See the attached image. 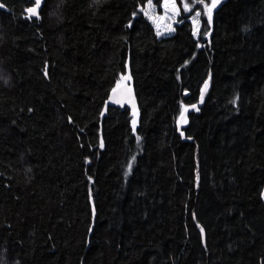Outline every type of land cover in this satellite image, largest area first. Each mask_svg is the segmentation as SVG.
Returning a JSON list of instances; mask_svg holds the SVG:
<instances>
[{
  "label": "trees",
  "instance_id": "1",
  "mask_svg": "<svg viewBox=\"0 0 264 264\" xmlns=\"http://www.w3.org/2000/svg\"><path fill=\"white\" fill-rule=\"evenodd\" d=\"M28 1L0 9V264H264V0H175L165 36L148 0ZM123 74L138 105L102 116Z\"/></svg>",
  "mask_w": 264,
  "mask_h": 264
},
{
  "label": "bare ground",
  "instance_id": "2",
  "mask_svg": "<svg viewBox=\"0 0 264 264\" xmlns=\"http://www.w3.org/2000/svg\"><path fill=\"white\" fill-rule=\"evenodd\" d=\"M13 1H14V0H13ZM29 1H31V0H29ZM29 1H28V2H29ZM2 2H3V0H2ZM4 2H5V1H4ZM11 2H12V1H9V6H10ZM20 2H21V1H20ZM44 2H45V1H44ZM6 3H7V2H6ZM16 3H17V2H16ZM29 3H30V2H29ZM29 3H28V4H29ZM30 4H31V3H30ZM26 5H27V4H26ZM17 6H19V4H18ZM17 6H16V7H17ZM14 7H15V6H14ZM41 8H42V7H41ZM16 9H19V7L16 8ZM204 9H205V8H204ZM50 10H51V9H50ZM1 11L3 12V10H1ZM19 11H20V9L18 10V12H19ZM22 11H23V10H22ZM51 11H52V10H51ZM51 11H49V15H50V12H51ZM45 12H47V9H46ZM207 12H208V11H207ZM16 13H17V12H16ZM20 13H21V11H20ZM51 13H52V12H51ZM195 13H196V12H195ZM1 14H2V13H0V15H1ZM5 14L8 15V13H5ZM9 14H10V12H9ZM11 14H12V13H11ZM17 14H18V13H17ZM45 14H46V13H45ZM52 14H53V13H52ZM52 14H51V15H52ZM2 16H4V13H3ZM5 16H6V15H5ZM5 16H4V17H5ZM9 16H10V15H9ZM11 16H12V15H11ZM40 16H41V15H40ZM47 16H48V13H47ZM211 16H212V15H211ZM48 17H49V16H48ZM52 17H54V14H53ZM2 18H3V17H2ZM2 18H1V16H0V21L2 20ZM6 18H8V17H6ZM6 18H5V19L3 18V20H6ZM9 18H11V17H9ZM26 18H27V17H26ZM12 19L14 20V18H12ZM19 19H20V17H19ZM36 19H37V18H36ZM42 19H43V18H42ZM177 19H178V18H177ZM211 19H212V18H211ZM17 20H18V19H17ZM26 20H27V19H26ZM27 21H28V20H27ZM200 21H201V20H200ZM211 21H212V20H211ZM1 22H2V21H1ZM1 22H0V23H1ZM27 23H28V22H27ZM34 23H35V21H34ZM36 23H37V22H36ZM30 24H31V22H30ZM37 24H38V23H37ZM40 24H41V23H40ZM34 25H35V24H34ZM5 26H6V25H4V28H5ZM36 29H37V28H36ZM2 32H3V31H2ZM41 33H42V32H41ZM38 34H39V33H38ZM42 34H43V33H42ZM42 34H41V35H42ZM59 34H60V33H59ZM197 34H198V33H197ZM2 35H3V34H2ZM60 35L62 36V34H60ZM0 36H1V34H0ZM48 36H49V35H48ZM67 36H68V35H67ZM2 37H3V36H2ZM46 37H47V36H46ZM59 37H60V36H59ZM63 37H64V36H63ZM63 37H62V39H63ZM50 38H51V37H49L48 39L50 40ZM52 40H55V39H52ZM56 40H57V39H56ZM56 40L53 41V43L55 42V45H56V43L60 42V39H58L59 41L57 40L58 42H56ZM66 40H67V39H66ZM196 40H197V39H196ZM51 42H52V41H51ZM62 42H63L62 46L64 45V43H67V42H64V40H63ZM62 42H61V43H62ZM61 43H60V46H58V47H61ZM58 44H59V43H58ZM58 44H57V45H58ZM90 45H92V44H90ZM64 46H65V45H64ZM55 47H56V46H55ZM61 48H62V47H61ZM63 48H64V47H63ZM92 48H93V47H92ZM92 48H91V49H92ZM56 50L58 51V49H56ZM56 50H55V51H56ZM85 50H86V49H85ZM87 51H88V50H87ZM89 51H90V50H89ZM86 53H87V52H86ZM90 53H91V52H90ZM84 54H85V53H84ZM44 55H45V54H44ZM88 55H90V54L88 53ZM91 55H93V54H91ZM53 57H54V56H53ZM62 57H63V56H62ZM85 57H86V56H85ZM91 58H92V57H89V59H91ZM43 60H44V59H43ZM90 61H91V60H90ZM86 62H87V61H86ZM86 62H85V63H86ZM41 64H42V63H41ZM43 64H44V63H43ZM43 64H42V65H43ZM46 64H47V63H46ZM89 65H90V64H89ZM85 66H86V65H85ZM42 67H43V66H42ZM44 67H45V66H44ZM89 67H90V66H89ZM89 67H88V64H87V69H88ZM91 67H92V65H91ZM91 67H90V69H92ZM93 67H94V66H93ZM74 70H75V69H74ZM42 71H43V70H42ZM93 72H94V70H93ZM94 73L96 74V72H94ZM97 73H101V72H100V71L98 72V70H97ZM43 74H44V73H43ZM91 74H92V73H91ZM101 74H103V73H101ZM47 75H48V74H47ZM98 75H99V74H98ZM95 76H96V75H95ZM100 76H101L102 79L105 78L104 75H100ZM103 76H104V78H103ZM95 78H96V77H95ZM96 79L99 80L100 77H98V78H96ZM96 79H94V80L96 81ZM97 82H98V81H97ZM102 82H103V81H101V83H102ZM98 83H100V82H98ZM85 86H86V85H85ZM197 100H198V99H197ZM102 102H103V99H102ZM102 102H101V103H102ZM162 107H163V106H162ZM162 107H161V108H162ZM114 109H116V108H114ZM121 110H122V109H121ZM159 110H161V109H159ZM168 112H169V110H168ZM87 113H88V112H87ZM157 113H158V111H157ZM157 113H156V115H155V118H156V116H158L159 118L162 119L163 117H160ZM163 113H164V112H163ZM163 113H162V111H161V116H163ZM165 113H166V112H165ZM150 114H151V113H150ZM169 114H170V113H169ZM171 114H172V113H171ZM152 115L154 116V112H153ZM167 115H168V114H167ZM86 116L88 117V114H86ZM99 116H100V115H99ZM102 116H103V115H102ZM147 116H148V115H147ZM150 116H151V115H150ZM164 116H166V114H165ZM83 117H84V114H83L82 118H83ZM172 117H173V116H172ZM89 118L91 119V116H90ZM92 118H93V117H92ZM147 118H148V117H147ZM155 118L153 117V119H150V121H153ZM165 118H166V117H165ZM94 119H95V118H94ZM100 119H101V117H100ZM82 120H84V119H82ZM82 120L80 119L79 122H81ZM148 120H149V119H148ZM169 120H170V116H169ZM177 120H178V119H177ZM86 121H87V118H86L85 122H86ZM88 121H89V120H88ZM94 121H95V120H94ZM162 121H163V120H162ZM167 121H168V117H167ZM171 121H172V120H171ZM77 122H78V121H77ZM83 122H84V121H83ZM85 122H84V123H85ZM116 122H117V121H116ZM118 122H119V121H118ZM158 122H160V120H159ZM158 122H157V123H158ZM164 122H166V121H164ZM94 123H95V122H94ZM153 123H154V121H153ZM157 123H156V124H157ZM169 123H170V121H169L167 124H169ZM110 124H111V123H110ZM118 124H119V123H117V127H118V126L120 127V125H118ZM151 124H152V123H151ZM162 124H163V122H162ZM165 124H166V123H165ZM82 125H83V123L81 124V126H82ZM114 125H115V124H114ZM154 125H155V124H154ZM158 125H159V124H158ZM109 126H110V125H109ZM90 127H91V125H90ZM93 127H94V125H93ZM91 128H92V127H91ZM94 128H95V127H94ZM122 128H123V127H121V129H122ZM99 129H100V128H99ZM112 129H113V128H111V131H112ZM114 129H115V127H114ZM116 129H117V128H116ZM88 130H89V127H88ZM92 130H93V129H92ZM92 130H91V131H92ZM76 131H77V129H76ZM99 131H100V130H99ZM116 131H117V130H116ZM119 131H120V130H119ZM121 132H122V130H121ZM155 132H156V131H155ZM90 133H91V132H90ZM100 134H101V133H100ZM112 134H113V133H112ZM89 135H90V134H89ZM116 135H117V134H116ZM160 135H161V134H160ZM111 136H113V135H111ZM157 136H158V135H157ZM162 136H163V135H162ZM58 137H59V136H58ZM114 137H115V136H114ZM120 137H121V135H120ZM120 137H119V138H120ZM160 137H161V136H160ZM64 138H65V137H64ZM110 138H111V137H110ZM110 138H109V139H110ZM164 138H165V137H164ZM55 139H56V138H55ZM55 139H54V140H55ZM67 139H68V138H66V140H67ZM89 139H90V138H89ZM89 139H88V140H89ZM160 139H161V138H160ZM166 139H167V138H166ZM166 139H165V140H166ZM54 140H53V141H54ZM60 140H64V139H61V138H60ZM121 140H122V139H121ZM162 140H163V139H162ZM167 140H168V139H167ZM167 140H166V141H167ZM169 140H170V139H169ZM58 141H59V140H58ZM56 142H57V141H55V143H56ZM60 142H61V144H63V143H62L63 141H60ZM100 142H101V141H100ZM100 142H99V144H100ZM114 142H115V140H114ZM162 142H163V141H162ZM109 143H110V142H109ZM121 143H122V141H121ZM59 144H60V143H59ZM61 144H60V146L63 147V145H61ZM115 145H116V144H115ZM117 145H118V144H117ZM55 147H57V146L55 145ZM58 147H59V145H58ZM58 147H57V149H58ZM72 147H74V146L72 145ZM116 147L118 148V146H116ZM69 148L72 149L71 147H69ZM75 148H76V147H74V149H75ZM99 148H100V147H99ZM55 149H56V148H55ZM55 149H54V150H55ZM59 149H60V148H59ZM70 149H69V151H70ZM113 149H114V148H113ZM118 149H120V147H119ZM66 151H68V150H66ZM72 151H73V149H72ZM119 151H120V150H119ZM121 151H122V150H121ZM121 151H120V152H121ZM74 152H75V151H74ZM65 153L67 154V152H65ZM70 153H71V152H70ZM76 153H78V151L75 152V154H76ZM118 153H119V152H118ZM118 153H117V154H118ZM66 154H65V155H66ZM79 154L81 155V153H79ZM85 154H86V153H85ZM117 154H116V155H117ZM60 155H61V154H60ZM62 155H63V154H62ZM68 155H71V154H69V152H68ZM72 155L74 156V153H73ZM83 155H84V154H83ZM120 155H121V154H120ZM120 155L118 154V156H120ZM63 156H64V155H63ZM76 156H77V155H76ZM78 156H79V155H78ZM78 156H77V157H78ZM85 156H86V155H85ZM85 156H83V157L85 158ZM111 156H112V155H111ZM114 156H115V155H114ZM66 157H69V156L66 155ZM112 157H113V156H112ZM61 158H62V157H61ZM63 158H65V157H63ZM70 158H71V157H70ZM79 158H80V157H79ZM94 158H95V157H94ZM107 158H109V157H107ZM110 158H111V157H110ZM67 159H68V158H67ZM96 159H97V158H96ZM116 159H117V158H116ZM116 159H115V160H116ZM187 159H188V158H187ZM65 160H66V159H65ZM65 160H64V161H65ZM72 160H73V159H72ZM74 160H75V159H74ZM74 160H73V163L75 162ZM82 160H83V159H81V163H82ZM101 160H102V159H101ZM64 161H63V162H64ZM92 161H93V159H92ZM97 161H98V160H97ZM107 161H108V160H107ZM111 161H112V160H111ZM186 161H187V160H186ZM186 161H185V162H186ZM66 162H67V161H66ZM69 163H70V162H69ZM85 163H86V162H85ZM85 163H84V164H85ZM99 163H100V161H99ZM111 163H113V161H112ZM248 163H250V162H248ZM65 164H66V163H65ZM95 164H96V163H95ZM187 164H188V163H187ZM252 164H253V163H252ZM67 165H68V164H67ZM72 165H73V164H72ZM74 165H75V164H74ZM74 165H73V166H74ZM104 165H105V164H104ZM111 165H112V164H111ZM164 165H165V164H164ZM191 165H192V164H191ZM254 165H255V164H254ZM16 166H17V165H16ZM65 166H66V165H65ZM98 166H99V165H98ZM105 166L108 167L107 165H105ZM116 166H117V165H116ZM116 166H115V167H116ZM186 166H187V165H186ZM248 166H249V165H248ZM67 167H69V166H67ZM70 167H71V166H70ZM81 167H82V165H81ZM81 167H80V168H81ZM94 167H95V166H94ZM102 167H104V166H102ZM110 167H111V166H110ZM75 168H76V167H75ZM116 168H117V167H116ZM116 168H115V169H116ZM122 168H123V167H122ZM6 169H7V168H6ZM9 169H10V168H9ZM9 169H8V170H9ZM15 169H16V168H15ZM66 169H67V168H66ZM115 169H114V171H115ZM69 170H70V169H69ZM132 170H133V169H132ZM10 171H12V170H10ZM71 171H72V170H71ZM71 171H70V173H72ZM93 171H95V170H93ZM105 171H106V170H105ZM105 171H104V172H105ZM107 172H108V171H107ZM112 172H113V171H112ZM110 173H111V172H110ZM111 174H112V173H111ZM204 174H205V173H204ZM103 175H104V174H103ZM205 176H206V175H205ZM16 177L18 178L17 174H16ZM115 177H116V176H115ZM17 178H15V179H17ZM103 178H104V176H103ZM110 178H111V177H110ZM110 178H109V179H110ZM210 178H211V177H210ZM18 179H20V178H18ZM101 179H102V178H101ZM106 179H107V178H106ZM16 181H17V180H16ZM47 181H48V180H47ZM18 182H22V181L20 180V181H18ZM53 182L56 183V181H52L51 183H53ZM104 182H105V184H106L108 181H107V182L104 181ZM109 182H110V181H109ZM109 182H108V183H109ZM16 184H17V182L14 183L15 186H16ZM19 184H20V183H19ZM19 184H17V185L19 186ZM49 184H50V183H49ZM73 184H74V183H73ZM20 185H21V184H20ZM47 185H48V183H47ZM47 185H46V186H47ZM53 185H54V184H53ZM15 186H13V187H15ZM21 186H22V185H21ZM21 186H19V187H21ZM76 186L78 187V185H76ZM23 187H24V185H23ZM53 187H54V186H53ZM53 187H51V189H52ZM17 188H18V187H17ZM17 188H16V189H17ZM106 188H107V187H106ZM14 189H15V188H14ZM19 189H22V187L19 188ZM26 190H28V189L26 188ZM57 190H58V189H57ZM57 190H56V191H57ZM63 190H64V189H63ZM23 191H25V190H23ZM23 191H21V192H23ZM61 191H62V188H61ZM64 191H65V190H64ZM1 192H3V191H1ZM3 193H4V192H3ZM3 193H2V194H3ZM55 193H56V192H55ZM23 194H24V193H23ZM26 194H28V193H26ZM57 194H58V193H57ZM0 195H1V194H0ZM4 195H6V194L4 193ZM24 195H25V194H24ZM1 196H3V195H1ZM7 196L10 197L9 195H7ZM7 196H4V199H5V197H7ZM25 196H26V195H25ZM57 196H58V195H57ZM60 196H61V195H60ZM60 196H59V197H60ZM217 196H218V195H217ZM222 196H223V195H222ZM8 197H7V198H8ZM26 197H28V196H26ZM29 197H31V196H29ZM1 198H2V197H1ZM23 198H24V196H23ZM23 198L21 197L22 202H23ZM61 198H63V197H61ZM226 198H227V197H226ZM8 199H9V198H8ZM8 199H7V200H8ZM33 199H34V197H33ZM35 199H36V198H35ZM46 199H47V198H46ZM52 199H53V198H52ZM52 199H51V200H52ZM7 200H6V201H7ZM25 200H27V199L25 198ZM31 200H32V199H31ZM49 200H50V198H49ZM49 200H47V201H49ZM58 200L61 201L62 199H61V200L58 199ZM6 201H5V202H6ZM9 201L11 202L10 204H12V200H9ZM28 201H29V202L27 203V205L30 203V200H28ZM38 201H39V200H38ZM53 201H54V199H53ZM59 201H57V202H59ZM62 201H63V200H62ZM5 202H2V201H1L0 203L2 204V203H5ZM24 202L26 203V201H24ZM31 202H34V200L31 201ZM40 202H42V200H41ZM50 202H51V201H50ZM50 202H49L48 204H50L49 206L51 207L52 205H51ZM7 203H8V204H7ZM36 203H38V202L36 201ZM42 203H44V202H42ZM46 203H47V202H46ZM59 203H60V202H59ZM59 203H58V204H59ZM210 203H211V201H210ZM6 204L9 205V202L7 201ZM34 204H35V202H34ZM34 204H31V206H33ZM38 204H39V203H38ZM44 204H45V203H44ZM55 204H56V200H55ZM55 204H53V206H54ZM66 204H67V203H66ZM2 205H3V204H2ZM2 205H0V206L2 207ZM12 205H13V204H12ZM12 205H11V206H6L7 209H8L9 207H11L12 209H14ZM40 205H41V204H40ZM40 205H39V206H40ZM62 205H63V204H62ZM28 206H30V205H28ZM36 206H37V205H36ZM41 206H43V205H41ZM53 206H52V207H53ZM55 206H56V205H55ZM4 207H5V205H4ZM6 207L4 208L5 210H7ZM218 207H219V206H218ZM56 208H57V206H56ZM226 208H227V207H226ZM12 209H10V212H11V211L13 212ZM47 209L49 210V208H47ZM15 210H16V208H15ZM17 210H18V209H17ZM45 210H46V209H45ZM45 210H44V213H45V214L43 213V214L45 215V216H44V219L47 218V217H46L47 214H46ZM7 211H9V210H7ZM7 211H6V213H7ZM49 211H50V210H49ZM49 211H48V214H49ZM55 211H56V209H55ZM10 212H9V213H10ZM50 212H51V211H50ZM53 212H54V208H53ZM57 212H58V211H57ZM9 213H7V214H9ZM13 214H15V211H14ZM13 214H10V215H13ZM53 214H54V213H53ZM225 214H226V213H225ZM50 215H51V214H50ZM47 216H48V215H47ZM54 218H55V217H54ZM59 218H60V217H59ZM47 219H48V218H47ZM47 219H46V221H47ZM59 220H60V219H59ZM59 220H58V221H59ZM48 221H49V220H48ZM64 221H66V219H64ZM52 222H53V221H52ZM51 225H52V224H51ZM54 225H55V224H54ZM2 229L4 230L5 228L3 227ZM2 229H1V231H3ZM6 229H7V228H6ZM26 230H27V229H26ZM26 230H24V232H26ZM4 231L6 232V230H4ZM5 232H4V233H5ZM5 235H7V234H5ZM1 236H3V234H2ZM1 238H2V237H1ZM50 240H51V239H50ZM176 241H177V240H176ZM51 242H52V241H51ZM166 243H167V242H166ZM168 243H169V242H168ZM177 243H178V242H177ZM10 244H11V243H10ZM10 244H8V246H9ZM179 244H180V242H179ZM167 245H168V244H167ZM160 246H161V245H160ZM10 247H12V246H10ZM161 247H162V246H161ZM171 247H172V245L170 246V248H171ZM6 248H7V247H6ZM163 248H164V247H163ZM172 250H173V248H172ZM170 251H171V249H170ZM167 252H168V251H167ZM2 254H3V253H2ZM3 255H4V254H3ZM38 258H39V257H38ZM1 260H2V258H1ZM7 260H8V259H6V261H7ZM33 260H34V259H33ZM35 260H36V259H35ZM257 260L259 261V259H257ZM2 261H4V260H2ZM0 262H1V261H0ZM10 262H11V260H10ZM10 262H9V263H10ZM28 262L30 263V260H29ZM7 263H8V262H7ZM7 263H5V264H7ZM9 263H8V264H9ZM12 263H13V261H12ZM25 264H26V263H25ZM32 264H33V263H32Z\"/></svg>",
  "mask_w": 264,
  "mask_h": 264
},
{
  "label": "rangeland",
  "instance_id": "3",
  "mask_svg": "<svg viewBox=\"0 0 264 264\" xmlns=\"http://www.w3.org/2000/svg\"><path fill=\"white\" fill-rule=\"evenodd\" d=\"M160 4H157L155 0H149L140 9L144 13L145 17L154 26L158 36H165L173 31V26L177 22L179 16V8L175 2V6L172 4L165 5L164 0H160ZM197 12V11H196ZM190 21L193 27V34L197 36L199 29V17L196 16L194 12L190 16ZM159 33V34H158ZM126 74L120 76L117 85L121 84L125 80Z\"/></svg>",
  "mask_w": 264,
  "mask_h": 264
},
{
  "label": "water",
  "instance_id": "4",
  "mask_svg": "<svg viewBox=\"0 0 264 264\" xmlns=\"http://www.w3.org/2000/svg\"><path fill=\"white\" fill-rule=\"evenodd\" d=\"M44 0H42V3L40 6L37 7V12H38V16H39V10L43 4ZM226 2V0H221V2L219 4H217L215 7H212V2H211V10L215 11L217 10L222 4H224ZM0 5H3V7H0V9H5V5L0 1ZM29 7H35L34 3L32 5H30ZM27 7V8H29ZM26 17L28 19H30L29 17H36L33 16L32 14L28 13L26 11ZM129 78L128 75L125 76V80L123 83L116 85L108 94L103 107H102V111H101V115H105L106 111H107V107L108 106H114V107H129V108H134L138 105L137 103V98L134 92V89L131 87V85L129 84ZM185 112H183L184 115ZM183 115L181 114L180 118H179V125L181 124V120L183 118ZM263 202H264V188L262 190L261 193Z\"/></svg>",
  "mask_w": 264,
  "mask_h": 264
},
{
  "label": "snow or ice",
  "instance_id": "5",
  "mask_svg": "<svg viewBox=\"0 0 264 264\" xmlns=\"http://www.w3.org/2000/svg\"><path fill=\"white\" fill-rule=\"evenodd\" d=\"M149 2H151V0H149ZM199 3L204 4V0H198ZM221 2V0H212V7H215L217 4H219ZM33 3L35 5V7H29L26 9V11L30 14H32L33 16H36L38 18V12H37V7L41 5L42 0H33ZM164 4L168 5V4H172L173 6H175V0H164ZM0 7H3V5H0ZM206 10L209 13V23L211 22V8H209L207 5H205ZM185 10H189V6L187 4H185ZM201 15V13L199 11L196 12V16L199 17ZM31 18V17H29ZM159 34V33H158ZM208 82L205 81V88L207 87ZM192 108H196V105H192ZM183 115V113H182ZM135 130V129H133ZM137 140L139 141V137L137 138ZM133 159H135L133 157ZM129 167H131V165H129ZM201 231L203 232V229H201Z\"/></svg>",
  "mask_w": 264,
  "mask_h": 264
}]
</instances>
